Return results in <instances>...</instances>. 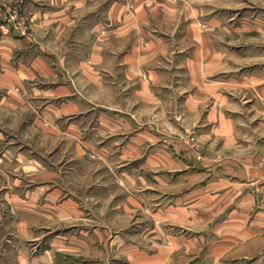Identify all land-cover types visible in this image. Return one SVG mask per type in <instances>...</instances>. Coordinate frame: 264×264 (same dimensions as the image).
Instances as JSON below:
<instances>
[{
    "label": "crops",
    "instance_id": "crops-1",
    "mask_svg": "<svg viewBox=\"0 0 264 264\" xmlns=\"http://www.w3.org/2000/svg\"><path fill=\"white\" fill-rule=\"evenodd\" d=\"M262 9L0 0L18 264H264Z\"/></svg>",
    "mask_w": 264,
    "mask_h": 264
},
{
    "label": "rangeland",
    "instance_id": "rangeland-1",
    "mask_svg": "<svg viewBox=\"0 0 264 264\" xmlns=\"http://www.w3.org/2000/svg\"><path fill=\"white\" fill-rule=\"evenodd\" d=\"M238 12L234 11L232 14ZM238 16L237 14L236 17ZM262 18L264 20V0ZM0 131L3 135L0 140V160H2L0 161V264H18V246L20 243H18V226L13 212L15 209L14 194L18 193V161H16V157H18V117L16 114L0 111ZM27 140L31 141L30 139ZM190 141L193 151L198 150V156H203V146L199 145L194 138H191ZM23 244L31 248L33 242ZM44 247L45 242L41 249H36L33 252L32 259H35L34 256L40 254ZM61 261H65V264H96L94 261L97 260L72 255L56 259L58 264H62Z\"/></svg>",
    "mask_w": 264,
    "mask_h": 264
}]
</instances>
